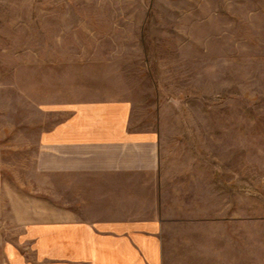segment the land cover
<instances>
[{
  "label": "crops",
  "instance_id": "obj_1",
  "mask_svg": "<svg viewBox=\"0 0 264 264\" xmlns=\"http://www.w3.org/2000/svg\"><path fill=\"white\" fill-rule=\"evenodd\" d=\"M2 17L13 34H0V110L9 117L0 156L2 147H20L23 124L24 152L57 190L35 212L25 200V221L4 243L2 264H264L257 168L226 161L234 152L224 126L215 150L206 127L167 128L153 83L141 102L122 72L82 66L78 46L76 99L50 104L46 48L16 47L47 38L15 34L32 13Z\"/></svg>",
  "mask_w": 264,
  "mask_h": 264
},
{
  "label": "rangeland",
  "instance_id": "obj_2",
  "mask_svg": "<svg viewBox=\"0 0 264 264\" xmlns=\"http://www.w3.org/2000/svg\"><path fill=\"white\" fill-rule=\"evenodd\" d=\"M0 4L3 17L32 13L31 20L16 22V35L47 38L43 43L19 41L16 47L46 48L49 88L43 93L50 104L76 99L78 46L82 66L122 72L123 82L141 102L150 101L153 83L167 128L206 127L215 150L217 127L224 126L226 143L234 152L226 161L240 168L255 163L258 209H264V0H0ZM8 4H32V11H9ZM0 34H13L3 19ZM88 35L106 39L92 42ZM33 93L34 98L40 96V91ZM20 111L24 113L18 106V118ZM8 119V112L1 109L0 131L7 128ZM16 131L20 147L15 151L2 147L0 156V264L4 243L18 236L25 221V200L32 202L35 212L48 205L42 200L57 196L35 171L34 156L24 152L23 124L18 122Z\"/></svg>",
  "mask_w": 264,
  "mask_h": 264
}]
</instances>
